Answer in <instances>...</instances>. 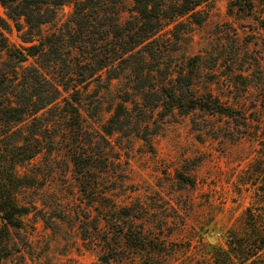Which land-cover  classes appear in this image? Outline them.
<instances>
[{"label": "rangeland", "instance_id": "obj_1", "mask_svg": "<svg viewBox=\"0 0 264 264\" xmlns=\"http://www.w3.org/2000/svg\"><path fill=\"white\" fill-rule=\"evenodd\" d=\"M132 6L108 1L69 37L76 18L66 4L25 43L23 19L18 31L0 5L9 47L0 60V183L24 210L0 264H215L231 235L242 242L264 225V0H209L199 24L173 17L146 37ZM32 45L17 65L13 54ZM188 79L195 96L244 116L241 125L170 107L165 88L188 98ZM13 90L41 109L7 114Z\"/></svg>", "mask_w": 264, "mask_h": 264}, {"label": "trees", "instance_id": "obj_2", "mask_svg": "<svg viewBox=\"0 0 264 264\" xmlns=\"http://www.w3.org/2000/svg\"><path fill=\"white\" fill-rule=\"evenodd\" d=\"M111 0H0V5L6 11V16L11 20L18 31L22 29L20 24V19H23L26 27V32L28 38H23V42L32 43L34 38L42 33V27L54 21L57 17L58 9L66 4L72 5V16L76 18L73 30L68 32V36L72 35V32L80 30L85 19L91 17L101 16L102 12L106 8V4ZM209 0H173L172 2L168 0H133V6L131 8V14L135 13L137 16L145 22L147 27L141 30L143 37L153 36L159 31L163 26L165 19H172L173 17L188 16L193 20L194 24H199L201 19L199 18L200 11L198 10L204 3ZM82 20L80 21L79 19ZM3 29L5 26L0 21V60L3 56L2 53L8 52L9 47L6 38L3 36ZM86 35V34H85ZM83 39H80L82 43ZM79 44V49L84 48L82 44ZM72 45L74 43L72 42ZM35 46H29L22 50L17 51V54H13V59L21 65L25 63L29 57H32L31 49ZM78 48V47H77ZM34 50H36L34 48ZM82 50V49H80ZM100 64L99 67H94L92 72L88 75L85 74L87 78L92 77L104 66ZM14 71V70H12ZM13 73V72H12ZM86 78V79H87ZM83 83V82H81ZM186 92L190 96L183 99L176 94L174 89L165 88L164 97L168 102L170 107H177L180 103L187 105L189 109H201L205 110L211 114H220L231 118L236 122L237 125H241L238 119H242L237 111L224 107L218 102L216 98H213L211 94L205 96H195L190 89L191 82L188 79L186 81ZM51 104L56 103L59 95V84L51 83ZM77 90L76 92H78ZM19 93L17 90H13L12 97H18ZM74 102L78 100H73ZM73 101L67 100L66 105L68 108L66 111L70 112V117L74 122L73 126H80V114L77 108L73 105ZM17 106H12L10 104L7 114L12 111L21 109L18 113H26L28 107L34 106L30 111L34 113L39 111L41 108H36L34 102L29 100L28 102L20 98V96L15 100ZM27 114V113H26ZM15 116H13L14 118ZM21 120V116L18 121ZM239 123V124H238ZM243 124L248 125L246 120ZM249 127V126H247ZM28 157H31V153ZM83 156L81 154L71 153L72 164L76 172L87 173V171L82 169ZM24 215L23 208L19 207L15 202V197L7 186L0 183V259L6 256L7 242L9 237L10 229H19L22 225L21 217ZM252 225V224H251ZM235 234L230 236L229 240V251L220 250L217 256V262L215 264H264V225L260 227L259 225L250 226L249 230L244 234L246 237L242 242L235 240ZM6 258V257H5ZM215 260V261H216ZM214 261V262H215Z\"/></svg>", "mask_w": 264, "mask_h": 264}]
</instances>
